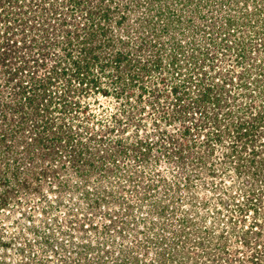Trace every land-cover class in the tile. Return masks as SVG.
I'll use <instances>...</instances> for the list:
<instances>
[{
    "label": "rangeland",
    "instance_id": "1",
    "mask_svg": "<svg viewBox=\"0 0 264 264\" xmlns=\"http://www.w3.org/2000/svg\"><path fill=\"white\" fill-rule=\"evenodd\" d=\"M87 1L0 0V264H264V0Z\"/></svg>",
    "mask_w": 264,
    "mask_h": 264
},
{
    "label": "trees",
    "instance_id": "2",
    "mask_svg": "<svg viewBox=\"0 0 264 264\" xmlns=\"http://www.w3.org/2000/svg\"><path fill=\"white\" fill-rule=\"evenodd\" d=\"M84 2H86V1H84ZM88 2L89 3H91L92 2V0H88L87 1V4H88ZM104 31L105 30H103L102 32L104 33ZM99 32H101L100 30H99ZM41 64H44V63H41ZM26 65V64H25ZM39 65V63H37V65L36 66H38ZM19 69H20V66H17V68H15L14 69V72H12V74H11V76H13V75H16L17 73H18V71H19ZM156 69H158V67H156ZM46 73H48V74H46V75H44V76H33V78H35V84H36V86L37 87H40L41 86V88H39V91H41V90H43V93H42V98H44V100H46L47 101V99L46 98H49V101L50 102H52V99H53V97H55L56 99H60L62 102H63V104H64V106H68V104H67V97H65V96H62V95H64L62 92L61 93H59V97L57 96V95H55V94H53L52 95V92H54V91H52L51 92V90H49L48 89V87L49 86H51V85H54V84H56L57 82H56V77H57V75H56V77H52V75L50 76V72H46ZM45 79V80H44ZM22 87V86H21ZM20 87V88H21ZM23 88V87H22ZM68 90H71V89H69V88H67ZM208 90H209V87L207 88V92H208ZM46 91H48L49 92V94H47V92ZM69 92V91H68ZM104 93H105V91H103ZM203 96H205V97H208V95H207V93H205ZM33 99H34V97H31L30 98V102L31 101H33ZM56 99H55V102H56ZM201 100H202V98H201ZM218 99H216V102H218L217 101ZM56 103H58V102H56ZM72 104H74V105H72V106H77L76 104H77V102H72ZM46 105H48V104H46ZM44 106L43 105V110H42V108H41V111L42 112H44V111H46V109H48L47 107L48 106ZM70 105V104H69ZM71 107V106H70ZM63 110H65V108L63 109ZM47 112V111H46ZM37 113H39V112H36V114H35V116H37L38 114ZM226 114L227 115H229L228 113H226L225 112V114H224V116L226 117ZM47 116V118H46V120H42L43 121V123H44V126L46 125V123H47V121H48V117L50 116V115H46ZM211 119L209 120V122H212L213 123V125L214 126H216L217 128H219L220 127V120H219V118H218V114L215 112V113H213L212 114V116L210 117ZM34 121H35V123H36V125L37 126H39V122L41 121V120H37V118L35 117L34 118ZM41 121V122H42ZM242 124L241 125H239L238 126V129H239V131H242L243 129L245 130V132L244 131H242V133L241 134H248V131L246 130V127H243L244 125H245V122H241ZM62 124L61 125H59L58 126V132L57 133H59L58 134V136H57V138H59L60 140L61 139H65L64 138V136L66 135V136H70V134H68L69 133V131H67L66 133H64V131H62ZM218 131V130H217ZM217 133V132H216ZM63 136V137H62ZM217 136H219L218 134H217ZM55 138V137H54ZM253 151H255V150H253Z\"/></svg>",
    "mask_w": 264,
    "mask_h": 264
}]
</instances>
